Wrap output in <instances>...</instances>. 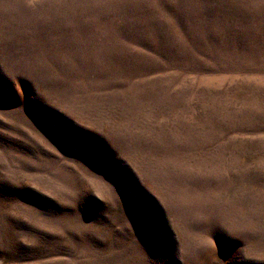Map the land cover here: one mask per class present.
<instances>
[{
	"label": "rangeland",
	"instance_id": "rangeland-1",
	"mask_svg": "<svg viewBox=\"0 0 264 264\" xmlns=\"http://www.w3.org/2000/svg\"><path fill=\"white\" fill-rule=\"evenodd\" d=\"M0 264H264V0H0Z\"/></svg>",
	"mask_w": 264,
	"mask_h": 264
}]
</instances>
